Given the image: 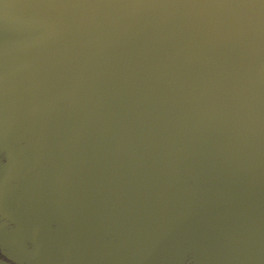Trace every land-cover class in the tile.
Instances as JSON below:
<instances>
[{"label":"water","instance_id":"obj_1","mask_svg":"<svg viewBox=\"0 0 264 264\" xmlns=\"http://www.w3.org/2000/svg\"><path fill=\"white\" fill-rule=\"evenodd\" d=\"M0 156V264H264V0H0Z\"/></svg>","mask_w":264,"mask_h":264},{"label":"flooded vegetation","instance_id":"obj_2","mask_svg":"<svg viewBox=\"0 0 264 264\" xmlns=\"http://www.w3.org/2000/svg\"><path fill=\"white\" fill-rule=\"evenodd\" d=\"M0 159L3 161L2 156H0ZM12 226H13V224H11V222L9 221V219H6L5 217H2L1 218V215H0V230H3V229L5 230V229H7L9 227H12ZM0 259H4V256H3V253L1 251V248H0Z\"/></svg>","mask_w":264,"mask_h":264}]
</instances>
